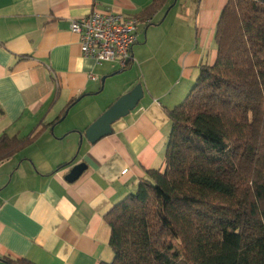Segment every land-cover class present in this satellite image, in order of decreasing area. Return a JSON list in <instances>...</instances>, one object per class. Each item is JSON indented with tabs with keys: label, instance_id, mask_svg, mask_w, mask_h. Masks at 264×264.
<instances>
[{
	"label": "crops",
	"instance_id": "obj_1",
	"mask_svg": "<svg viewBox=\"0 0 264 264\" xmlns=\"http://www.w3.org/2000/svg\"><path fill=\"white\" fill-rule=\"evenodd\" d=\"M152 1L0 0V136L23 138L50 124L34 143L0 162V264L113 260L104 215L136 190L147 170L163 168L171 133L165 108L186 98L201 66L215 63L216 27L228 0H199L191 16L172 23L169 10L159 37L142 25L128 68L84 56L71 22L93 10L139 16ZM162 13L151 17L152 24ZM138 83L145 93L138 107L97 143L81 141L86 128ZM78 98L69 112L89 107V119L67 131L61 122L69 112L61 120L62 114ZM83 161L87 170L67 182Z\"/></svg>",
	"mask_w": 264,
	"mask_h": 264
},
{
	"label": "trees",
	"instance_id": "obj_2",
	"mask_svg": "<svg viewBox=\"0 0 264 264\" xmlns=\"http://www.w3.org/2000/svg\"><path fill=\"white\" fill-rule=\"evenodd\" d=\"M173 2L153 0L139 17ZM215 41V63L201 66L186 98L165 108L163 168L147 170L104 215L114 258L100 264H264V0H228ZM49 125L0 136V162Z\"/></svg>",
	"mask_w": 264,
	"mask_h": 264
},
{
	"label": "built area",
	"instance_id": "obj_3",
	"mask_svg": "<svg viewBox=\"0 0 264 264\" xmlns=\"http://www.w3.org/2000/svg\"><path fill=\"white\" fill-rule=\"evenodd\" d=\"M151 18L141 19L112 10H93L72 20L71 30L79 35L84 56L97 63L118 61L123 67L132 60L140 27L150 25ZM125 169L123 172H127Z\"/></svg>",
	"mask_w": 264,
	"mask_h": 264
},
{
	"label": "water",
	"instance_id": "obj_4",
	"mask_svg": "<svg viewBox=\"0 0 264 264\" xmlns=\"http://www.w3.org/2000/svg\"><path fill=\"white\" fill-rule=\"evenodd\" d=\"M177 0H174L172 6ZM169 12L167 10L166 14ZM105 80V78H104ZM144 87L141 83L136 84L130 91L121 95L110 107H108L93 123L81 134V141L85 137L91 144L97 143L102 138L113 132V124L121 118L128 116L135 110L144 98ZM86 162L75 164L65 176V180L73 183L78 180L87 170Z\"/></svg>",
	"mask_w": 264,
	"mask_h": 264
},
{
	"label": "rangeland",
	"instance_id": "obj_5",
	"mask_svg": "<svg viewBox=\"0 0 264 264\" xmlns=\"http://www.w3.org/2000/svg\"><path fill=\"white\" fill-rule=\"evenodd\" d=\"M172 4L168 8L164 9V13H162L163 16L161 15V16L157 17L156 22L149 25V27L151 28V30H150L151 34H153L154 31L156 30V32L154 33L156 35V37L161 36L157 32L160 31L161 20L163 19V17H166L167 10H171V13L166 18V20H167V22L172 23L173 20H178V18L182 19L184 17L191 16L193 14V12H195V10L197 9V6L199 4V0H177V2L175 3L174 6H172ZM144 26H147V25L145 24ZM164 28L166 30V28H169V26L166 24ZM151 37H154V35H151ZM88 108L89 107H86V109H84V112H82L83 109L81 108V106H78V107L74 108L72 110V112H69V115L67 116V118L61 122L63 124L62 125L63 129L70 131V129L71 130L74 129L76 125H81L82 123H84L86 121V119H89L88 115H86L87 114L86 112L89 111V110H87ZM81 112H82V114H85V115L82 116Z\"/></svg>",
	"mask_w": 264,
	"mask_h": 264
}]
</instances>
